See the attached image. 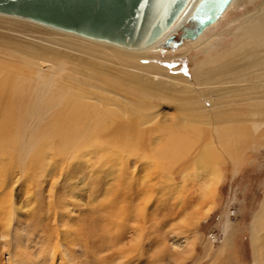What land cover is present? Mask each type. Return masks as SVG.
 Returning <instances> with one entry per match:
<instances>
[{
  "label": "rangeland",
  "instance_id": "374dc122",
  "mask_svg": "<svg viewBox=\"0 0 264 264\" xmlns=\"http://www.w3.org/2000/svg\"><path fill=\"white\" fill-rule=\"evenodd\" d=\"M247 1L231 6L220 24L198 44L177 49L162 45L140 60L147 68H153L149 69L152 77H167L164 80L173 82L171 89L164 86L150 89L153 101L149 100L159 118L156 124L143 128V136L139 135L138 121H120L109 128L105 138L89 137L82 141L88 136L85 127L72 137L76 147L72 146L69 154L51 157L44 154L42 166L33 165L25 171L26 162L20 165L21 158L15 156L13 165L3 171L0 168V264H9L14 251L16 257L21 255L18 264H256L253 223L264 202V138L257 139L261 131L256 132L251 123L241 124L233 134H239L240 129L246 132L248 147L241 149L235 145L230 153H225L214 129L212 103H221L216 100L218 92L208 94L212 99L208 102L187 90L181 92L175 84L177 78V81L184 78L180 81L184 86L198 88L201 68L208 64L214 78L228 82L222 85L224 88L219 86L222 93L237 88L254 89L252 71L254 66L264 63V47L258 49V42L252 44L247 37L255 28L259 29L250 12L264 0ZM67 37L62 32L0 17L2 53L11 43L20 48L36 43L41 49V45L55 43L71 50L89 49L65 41ZM253 45V49L248 48ZM97 49L102 58L116 63L105 62L109 63L113 78L119 77L122 84L128 85L132 77L119 75V62L102 46ZM77 52L79 56L63 49L60 53L65 55L63 59L84 58ZM7 56L3 53L0 58H14L12 61L18 62L22 59L20 55ZM207 81L208 77L202 80L204 87L208 86ZM126 88L132 90L119 88L118 93L137 104L139 93L147 90L139 85ZM188 96L198 99L196 102L202 107L206 102L208 109L204 108L211 117H207L205 124L199 119L184 120L178 102ZM226 101L224 109L226 105L225 110L232 116L247 112V104L230 99L229 105ZM46 124L36 123L30 128L24 125L20 137H43L51 132ZM169 139L181 145L190 142L191 147L182 151L180 157L175 156L168 149ZM119 140L124 144L118 152L112 146ZM209 146L213 154L209 153ZM204 192L209 201H203ZM10 202L16 210L15 224L19 231L7 237L1 233V209ZM7 238L9 248L3 245ZM27 240L31 243L28 248ZM188 243L190 250L185 248ZM262 248L264 254V232L260 256Z\"/></svg>",
  "mask_w": 264,
  "mask_h": 264
},
{
  "label": "bare ground",
  "instance_id": "6f19581e",
  "mask_svg": "<svg viewBox=\"0 0 264 264\" xmlns=\"http://www.w3.org/2000/svg\"><path fill=\"white\" fill-rule=\"evenodd\" d=\"M199 1L200 0H189L185 9L179 14V16L175 19L171 26L160 37H158L152 44L140 48L123 47L105 40L85 37L70 31L40 24L19 16L0 13V17L2 16L5 18L16 19L43 27V29L46 28L49 30H53L54 32L56 31L62 32L63 34L65 33L69 35V37L64 39L65 41L75 43L81 47L89 48L87 52L80 50H71L70 48L68 49V47H62V45L55 43H44L45 45H41V49H39L38 46L35 45L36 43H30L28 45L25 44V47L21 46L22 48H20L19 45L18 48L11 43V45H7V48L9 47L8 49H4L5 51L3 50V53L6 54V56L8 55L13 57L20 55L22 59L18 62L16 59V61H12V59L14 60V58H12L11 60H4L0 58L1 171L6 169L4 167L13 165L15 156H17V159L21 158L20 165L22 164V162H26L25 167H23V170L25 171V169L29 170L33 165L40 164L42 166L44 154L50 157L69 154V151L72 150V146L76 147L74 143H72V137L84 130L85 127H87L88 133L86 132V134L88 136L87 138H83L82 141H85L89 137L105 138V134L108 132L109 128L120 121H127L130 123L138 121L141 128L139 130V135L143 136L145 132L143 128L149 125L156 124L159 118V112H157L156 108L154 107L155 105L152 107L149 100L150 98H152L150 89H152V86H164L166 90L171 89L173 86V82H170V80H164L167 79V77L160 78V76L158 75L152 77L151 73H149V69L153 68H147L145 65L140 63V60L147 57L146 53L151 52L162 45L163 47L168 48L166 47L168 39H175L176 36L180 35L181 29L183 28V26L188 24V20L193 15V12ZM246 1L247 0H230L220 16L213 22L206 25L198 36H196L194 39H183L181 45H178L177 47L175 46L174 48L177 49L186 45H192L194 43L198 44L201 40L204 39V37L209 35L210 32L213 31L218 24H220L221 18L225 16V13L231 6L240 5L244 2L246 3ZM250 14L253 20L259 26V29L255 28L252 31L251 36L247 37V39L251 38L253 41L252 44L258 42L257 48L262 49L264 47V28H262V26H264V3L258 6V8L252 13L250 12ZM101 46L102 49L105 48L107 52L119 62L118 65L120 66V71L118 72L117 70V73L121 76L123 74H128L132 77L130 79L131 82H128V85H139V87L147 88L146 91H142L141 93H139V96H141L140 98L137 97L135 99L136 101H139V104H137L135 101H132V99L129 100V98H126L124 95L118 93L119 91H121V89L119 90V88L128 89L126 88L128 85L122 84L119 77L113 78L114 75H112L109 70V63H105L109 60L107 58H102L100 56L102 54L96 53V51H99L97 47ZM253 47L254 45L248 48L253 49ZM2 49H0V55L3 54ZM62 49L70 51L74 56H77L78 54L76 53H78L77 51H79V53L81 52V56L84 58L72 57L63 59V56L65 55L60 53L62 52ZM245 51L241 49L242 53H246ZM131 52L143 53L137 54ZM122 56L124 57V59H122ZM133 60H135V64H133ZM208 66L209 65L206 64L201 68V75L198 77V80H200L198 84L199 86H197L198 88H195L192 85L184 86V84L180 82L181 80L183 81L184 78L179 79L180 81H177V78V80H175V84L176 87L181 90V92L187 90L188 93L197 95L199 99H201V96H203L206 100H208V102L212 100L208 94L212 92H218L219 95L216 96V100L218 99V101H220L221 103L213 102L212 107L215 109L214 116L216 123L214 124L216 125V127H214V129L216 128L215 133L219 138L220 148L225 153H230V149H232L235 145H240L241 149L247 148L249 145V142L247 143L248 140L245 141L246 139H248L247 133L243 132L242 129H240L239 134H233L236 132V130H239L238 127H240L241 124H246V122L251 123L256 132H258L259 130L261 131L260 136H258L259 138L257 139L264 138V130H261L264 126V63H262L261 65L257 64L256 66H254V69L252 71V74H255V76L252 75L255 78L253 79V83L255 84V87H253L254 89L250 87L244 88V91H241L237 88L234 90H226L224 93L221 92L222 90H220L219 86H222L223 84L226 85L228 84V82L220 81L214 78V75L209 71ZM145 69H148V71H146V74H144ZM105 74L109 75L107 76ZM207 77L208 86L204 87L202 84V80ZM130 80L127 79V81ZM214 80L217 82H215ZM238 82L241 81L239 80ZM229 83L231 84L232 82ZM116 87H118V90L115 89ZM228 89L230 88L228 87ZM128 93L127 96L129 95ZM131 93L130 94L133 96V92ZM136 95L138 96V94ZM179 99L180 100L178 102V107L182 111L183 115H185L184 120L187 121L188 119L191 121H195V119H199V121L203 120L205 124L207 117H211V114L208 113V111L205 109H208V106H206V102L204 103V108L196 102L198 99L193 100L189 96L186 98V100H184V98ZM230 99L240 104H247V112L241 114L239 113V115L237 116H232L230 112L225 110L226 105L224 109L223 104L225 100L230 101ZM229 101L227 103L231 105ZM234 108L235 107H233L232 109ZM36 123H47L46 125L47 127H49V130H51V132L47 133L46 135L43 134L44 136H40L41 138H33V136H30L32 138L24 139L20 137V135L23 136V132L21 134V130H23L24 127L27 126L28 128H30ZM34 130L35 133H38L36 132V129ZM24 133L27 134L29 132ZM213 137L214 136L212 134L211 138ZM75 142L77 144L79 143L78 140H76ZM167 142L168 149L173 150V154L175 156L181 155L182 151H188L191 147L190 145H188L190 144V142H188L186 145H181V143H177L170 139L167 140ZM123 144V141L119 140L118 142L114 143L112 148L115 151L119 152ZM206 150L207 149H205V152ZM209 153L213 154L212 146H209ZM71 155L74 158L77 157V154L71 153ZM119 159L120 158H117V160ZM206 196L207 192H204L203 201H209ZM15 211L16 210L12 202H10L8 206L1 209V214L3 216L1 225L3 229L1 233H4L7 237L16 235V233H18L19 231L15 224L17 219ZM263 232L264 202L262 203L261 209L259 210L253 223L252 244L254 253L256 255V264H264L263 248L261 256L259 255L261 253L259 244ZM19 243L20 241L16 244V246H18ZM30 244L31 243L27 240L26 245H24L28 248ZM3 245L6 248H9V238L5 240ZM189 245L190 243H188V246L185 247H188L187 250H190ZM14 253L15 251L13 252L14 257H11L9 259V264H18L19 259H21V255H17L16 257ZM220 254L217 255V258L220 256ZM221 256H223V254H221ZM63 259L65 261H68V258ZM215 263L218 264L217 262ZM64 264L68 263L65 262Z\"/></svg>",
  "mask_w": 264,
  "mask_h": 264
},
{
  "label": "water",
  "instance_id": "95a60500",
  "mask_svg": "<svg viewBox=\"0 0 264 264\" xmlns=\"http://www.w3.org/2000/svg\"><path fill=\"white\" fill-rule=\"evenodd\" d=\"M230 0H200L180 35L194 39L216 20ZM189 0H0V13L26 18L119 46L152 44L185 9Z\"/></svg>",
  "mask_w": 264,
  "mask_h": 264
}]
</instances>
